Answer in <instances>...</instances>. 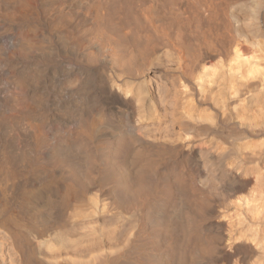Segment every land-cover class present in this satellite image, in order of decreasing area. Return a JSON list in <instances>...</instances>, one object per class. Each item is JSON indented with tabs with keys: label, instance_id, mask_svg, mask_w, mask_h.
<instances>
[{
	"label": "bare ground",
	"instance_id": "6f19581e",
	"mask_svg": "<svg viewBox=\"0 0 264 264\" xmlns=\"http://www.w3.org/2000/svg\"><path fill=\"white\" fill-rule=\"evenodd\" d=\"M84 1L70 5L90 21L94 53L78 65L60 57L86 45L62 26L67 12L42 15L46 27L37 31V5L46 0H13L0 21V264H229L239 249L245 264L256 252L246 237L264 245V99L254 96L264 95V54L245 58L234 45L235 59L247 64L245 82L224 101L207 79L223 40L213 26L215 0H128L117 8ZM224 2L233 16L246 0ZM262 2L248 0L256 18ZM126 49L138 53L126 59ZM100 54L117 64L123 94L97 82L92 62ZM153 71L171 83L179 117L135 106L143 95L151 100ZM113 95L134 112L115 116ZM234 98L246 104L236 108ZM249 184L261 218L240 242L213 218Z\"/></svg>",
	"mask_w": 264,
	"mask_h": 264
},
{
	"label": "rangeland",
	"instance_id": "374dc122",
	"mask_svg": "<svg viewBox=\"0 0 264 264\" xmlns=\"http://www.w3.org/2000/svg\"><path fill=\"white\" fill-rule=\"evenodd\" d=\"M72 1L73 0H59V3L57 6L53 5L52 0H46V2H42L41 4L39 3L37 5L38 6L37 11L39 13V19L37 21V31L42 32L46 27L44 25L45 22L43 21L44 14L46 15V13L51 12L55 8H57L58 11L63 10L64 12H67L69 14L68 18H67V23H64L62 26L65 29L69 28V30L75 31L76 32L75 39H80L82 41H85L86 45L81 50H71V51H67V52H62L60 54V57L72 65H78V64H80V62L83 59H85L87 57V55H89L90 52L94 53L93 52L94 49L91 48V45L94 42V37H93V30L91 29L92 26H91L90 21L89 20L86 21L83 18V16L81 14H79L80 11L70 5ZM94 1H99L101 3V5H104V7H108V8L115 7V8H117L121 4L124 5V3H126L128 0H85L83 3L90 4V3H93ZM136 1L139 2V0H136ZM12 2H13V0H5L3 3L0 4V21L2 20V17L4 15V10L8 9L11 6L10 3H12ZM247 3H248V0H246L245 3L237 4L236 7L238 9L236 8L233 10V16H232L231 11L228 9V6L224 2V0L223 1L222 0H215V8L213 10V16H214V25L213 26L217 29V32L219 34H221V36H222L221 38H223V40H222L221 46H220V43H217V47H216L217 51L215 53V59L212 60V62L210 61L209 65H208L210 70L215 68L214 76H210L207 79H212L214 82V83L212 82L209 84L211 91L213 93L218 91L219 96H223L222 99L224 101H226L225 99L228 98L229 95H231V93L233 92L234 88H236V86H238L242 82H245V80L240 79L239 76L240 75L242 76V74H244V71L247 68V64L242 63L240 60L235 59V56L233 53L234 45L235 44L237 45L236 49H238L239 47L241 48L240 54H244L245 58L248 57V55H249V58H255V57L261 58L262 55L264 54V48H263L264 47V42H263L264 37L261 35V32L264 30V0L262 2V5L259 7V10H258L259 13L257 14V18H256V16L251 15V12H250L249 6H247L248 5ZM122 5L120 7H122ZM219 7H221V8H219ZM239 8H240V10H239ZM123 9H124V6H123ZM221 9H223L224 12H222ZM244 9H246L245 11H247V12H245ZM238 10H239V12H238ZM126 12H128V15H129L128 21L133 23V17H137V15H136L137 14V7L136 6L133 7L132 5H130L128 7V9L126 10ZM41 13H43V14H41ZM206 14L207 13L205 12V10L203 8L199 9L200 26L202 27L203 30L207 29V23L204 20ZM231 16L233 18H231ZM120 17H122V18L125 17V11L124 10L121 11V13L119 15V19H120ZM116 19L119 20L118 18H116ZM249 19H251V20H249ZM248 20H249V22L247 23L248 25L243 23V22H247ZM242 24L243 25L245 24L244 28H243ZM260 24H261V27H260ZM114 26L115 25H113V24L111 25V27H114ZM254 26L257 29L260 28L259 30H261V29L262 30L257 31L254 29ZM243 29H246V30L244 31ZM245 32L247 33V35H249L250 41L248 40V36L246 35ZM214 37H215V35H213L212 39ZM251 38H254V40L252 39V42H256L258 44L256 49L250 47L248 44V42H251ZM240 40L242 41V43ZM239 41L244 47L242 45H239ZM137 53H138L137 50L132 52V49H130V50L126 49V53L124 54V56L126 59H130V58L132 59L134 57V55L135 56L137 55ZM93 57L94 58H93V62H92V68L94 67L93 70L95 71L97 82H100L101 80L106 79L109 81V86L113 87L112 89L114 90L115 94L116 93L117 94H120V93L123 94L122 92H119L117 90V80H121L122 77L119 76L120 73L116 70L117 64L115 62H113L114 60H112L110 56H107L106 58L104 57V59H103L102 58L103 56L101 54H100V56L94 55ZM255 62H258V61L256 60ZM153 72H151V73H153ZM147 73H146V76H148ZM154 73L157 74L156 75L157 78L153 79V85H154L155 81H156L155 83L158 85H154L153 86L154 87L153 92H151V94H149L151 97V100L147 99L148 95H143L145 100L144 99H139L138 101L133 100L134 104H136L135 106L140 107V109L143 110V112L148 110V109L152 108V110H153V108H155L156 113L158 114L159 117H167V116L168 117H170V116L176 117V114H177V117H179L180 112L179 113L174 112V109H173V106H174V101L172 99L173 91H171V90H173V87L171 86V83L169 84V83H166L164 81V75L156 73V72H154ZM107 74H108V76H107ZM118 76H119V78H118ZM158 80H160V84L158 83L159 82ZM249 81H251V80H249ZM253 81H256V80H253ZM163 84L164 85L167 84V85H165L166 87L162 86L163 89L161 90L162 87L159 85H163ZM169 85L171 86L172 89H170L168 87ZM120 86H121L120 88H124L122 85H120ZM157 86H158V88H157ZM167 88H169V90ZM214 88L216 90H214ZM154 91H156V92H154ZM163 91H164L165 96H162ZM167 93H168V95H167ZM226 94H227V97H226ZM254 96H256L257 98H260V99L261 98L264 99V95L258 94V92H255ZM156 97H160V99L159 98L156 99ZM128 98H129V96H127V99ZM168 98H169V100H168ZM156 100H157V102H156ZM161 100L164 101V102H162V104H161ZM246 101H247V98H245V99L234 98V102H235L234 104H237V105H235V106H237L236 108H239L240 105H245ZM107 102H108V104H110V107L113 111V114H115V116H122V117L125 115L128 116V114H130V112H132L134 110V104L133 103H129L128 104L129 108L126 109V106L123 107L122 104L120 102H118V99L115 97V95L108 96ZM171 105H172V107H171ZM164 112H165V114H164ZM251 185L252 184H249L246 188L247 190L244 189L240 193L239 199H237L236 201L234 200L231 203H229L225 209H223V208L218 209L217 214L213 218L215 221H218V222L221 221V222H224V223L226 222V223L230 224L231 225L230 231H231L232 235L235 234L234 236L236 238H239L237 241H240V242L242 241V238L239 237V234L245 235V234H248L249 232H251L250 230H252V231L255 230V228H256L255 226H257V224L261 218V213H259V211H258L260 209H257V211H256V208L260 205L261 201L259 200L258 193L252 192L253 188H251ZM254 195H256V196H254ZM254 200H255V202H254ZM252 201L254 202V204H252L253 203ZM228 207H229V209H228ZM230 210L232 212H230ZM226 217H228V218H226ZM232 217H233V220H232ZM251 226H253V227H251ZM246 240H247L246 243L251 245V247L255 248L256 252L254 253V255L252 254L250 256V258L247 260V262H245V264H264V245L262 244L263 246L262 245L257 246V244L255 242H252L247 237H246ZM225 244L227 247H229L228 241H226ZM240 250H241V252L243 251L242 249L236 250V252H235L236 255L234 254V257L231 259L229 264H239L240 263L241 258L244 255L243 252L239 253Z\"/></svg>",
	"mask_w": 264,
	"mask_h": 264
}]
</instances>
